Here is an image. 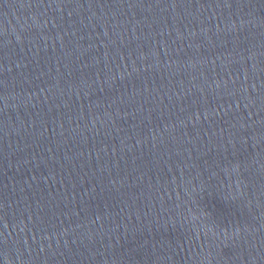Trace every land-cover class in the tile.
Here are the masks:
<instances>
[{
    "label": "water",
    "instance_id": "1",
    "mask_svg": "<svg viewBox=\"0 0 264 264\" xmlns=\"http://www.w3.org/2000/svg\"><path fill=\"white\" fill-rule=\"evenodd\" d=\"M0 264H264V0H0Z\"/></svg>",
    "mask_w": 264,
    "mask_h": 264
}]
</instances>
